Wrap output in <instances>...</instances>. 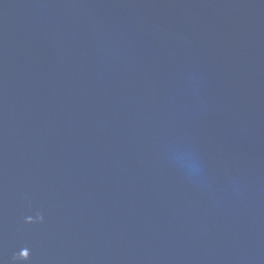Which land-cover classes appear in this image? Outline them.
<instances>
[{
	"label": "water",
	"instance_id": "1",
	"mask_svg": "<svg viewBox=\"0 0 264 264\" xmlns=\"http://www.w3.org/2000/svg\"><path fill=\"white\" fill-rule=\"evenodd\" d=\"M0 264H264V0H0Z\"/></svg>",
	"mask_w": 264,
	"mask_h": 264
}]
</instances>
